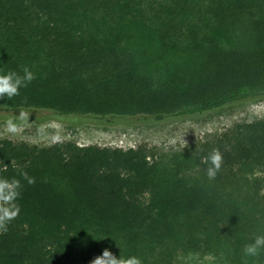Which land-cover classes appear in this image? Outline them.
<instances>
[{
    "label": "trees",
    "instance_id": "16d2710c",
    "mask_svg": "<svg viewBox=\"0 0 264 264\" xmlns=\"http://www.w3.org/2000/svg\"><path fill=\"white\" fill-rule=\"evenodd\" d=\"M24 66L34 79L0 98L25 111L16 122H160L264 99V0H0V71ZM213 148L222 163L208 179ZM254 164L264 116L169 158L146 144L0 137V182H17L0 199L16 213L0 221V264H90L105 248L181 264L222 245L234 260L252 221L264 224Z\"/></svg>",
    "mask_w": 264,
    "mask_h": 264
},
{
    "label": "rangeland",
    "instance_id": "374dc122",
    "mask_svg": "<svg viewBox=\"0 0 264 264\" xmlns=\"http://www.w3.org/2000/svg\"><path fill=\"white\" fill-rule=\"evenodd\" d=\"M19 111L25 112L23 110L5 111L0 109V137L38 145H49L58 140H72L80 145L99 144L123 148L146 144L156 156L169 158L173 152L189 147L210 133L225 130L238 122H250L263 117L264 99L229 104L198 117L160 122L135 121L113 125L92 122L72 124L55 118L36 122H16L14 119L17 118ZM43 112L42 114H44ZM9 120L17 125V132L7 131ZM246 174L251 177V181L254 183L251 185L259 188L260 194H264V167L257 164L250 165L246 167ZM260 232H264L263 222L252 221L249 226L250 236L246 243ZM226 247L228 246L217 247L220 248V253L189 252L179 257L180 263L264 264V249L255 257L245 256L242 251L233 260L222 252Z\"/></svg>",
    "mask_w": 264,
    "mask_h": 264
},
{
    "label": "clouds",
    "instance_id": "9594fccd",
    "mask_svg": "<svg viewBox=\"0 0 264 264\" xmlns=\"http://www.w3.org/2000/svg\"><path fill=\"white\" fill-rule=\"evenodd\" d=\"M22 73V74H21ZM18 73L15 70L0 71V98H11L18 94L20 88L27 85L28 82L34 79V73L28 66H24ZM24 113L19 111L17 119H22ZM17 125L9 120L7 122V131L10 133L17 132ZM206 176L208 179H213L216 173L221 167L222 154L221 152L213 148L206 157ZM28 183H32V178L25 175ZM17 182L13 180L11 184L7 182H0V199L5 202L10 200L14 195V188ZM15 211H8L7 208H0V221L12 218L15 215ZM99 239V238H97ZM262 249H264V232L256 234L252 240L246 243L243 247V253L245 256L255 257ZM90 264H142L141 259L136 255H122L121 251L119 255H114L108 248H105L100 255H97L90 261Z\"/></svg>",
    "mask_w": 264,
    "mask_h": 264
}]
</instances>
